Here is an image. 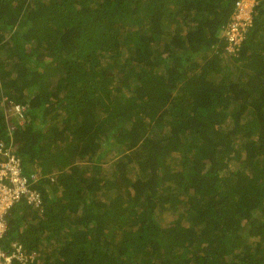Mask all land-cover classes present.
I'll use <instances>...</instances> for the list:
<instances>
[{"label":"trees","instance_id":"1","mask_svg":"<svg viewBox=\"0 0 264 264\" xmlns=\"http://www.w3.org/2000/svg\"><path fill=\"white\" fill-rule=\"evenodd\" d=\"M240 1L0 0V146L40 176L0 245L26 264H264V0L229 51Z\"/></svg>","mask_w":264,"mask_h":264},{"label":"built area","instance_id":"2","mask_svg":"<svg viewBox=\"0 0 264 264\" xmlns=\"http://www.w3.org/2000/svg\"><path fill=\"white\" fill-rule=\"evenodd\" d=\"M242 2L243 0L238 2L237 12L224 30L229 51L236 50L250 21V9L243 7ZM13 109L21 114V106L15 105ZM11 111V108H8L6 113L9 114ZM10 126H13L11 129L14 128V125L8 123L7 128ZM39 179L40 176L36 171L25 173L23 160L14 149L0 146V238L7 229V210L16 200L23 196L27 203L39 204L40 196L37 193L39 191L34 187ZM34 255L35 252H26V249L18 242L11 243L7 248L0 245V264H13L14 260H17L18 264H26Z\"/></svg>","mask_w":264,"mask_h":264},{"label":"rangeland","instance_id":"3","mask_svg":"<svg viewBox=\"0 0 264 264\" xmlns=\"http://www.w3.org/2000/svg\"><path fill=\"white\" fill-rule=\"evenodd\" d=\"M254 3H255L254 0H243L242 5H243V7L248 8V9L251 10V8L253 7ZM249 18H250V12H249ZM11 116H13L16 120L21 121V117L19 115L12 114ZM12 127L13 126L8 127V130H11ZM103 161L106 162L103 166L105 168H108L109 167V161L110 160L108 158H105ZM170 214H171L170 218L168 217L169 222L170 221H173L172 219H173V217H176L177 213L173 209L172 211H170Z\"/></svg>","mask_w":264,"mask_h":264},{"label":"clouds","instance_id":"4","mask_svg":"<svg viewBox=\"0 0 264 264\" xmlns=\"http://www.w3.org/2000/svg\"><path fill=\"white\" fill-rule=\"evenodd\" d=\"M40 180V179H39ZM38 193V192H37ZM39 194V193H38Z\"/></svg>","mask_w":264,"mask_h":264}]
</instances>
